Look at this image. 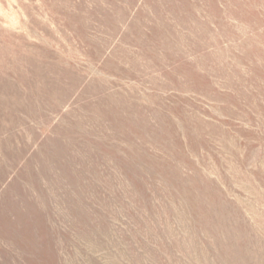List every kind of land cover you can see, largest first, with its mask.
<instances>
[{"label":"rangeland","instance_id":"374dc122","mask_svg":"<svg viewBox=\"0 0 264 264\" xmlns=\"http://www.w3.org/2000/svg\"><path fill=\"white\" fill-rule=\"evenodd\" d=\"M0 264H264V0H0Z\"/></svg>","mask_w":264,"mask_h":264}]
</instances>
